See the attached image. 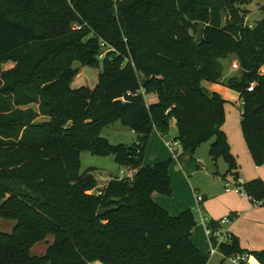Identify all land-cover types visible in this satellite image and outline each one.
<instances>
[{"label": "trees", "instance_id": "obj_1", "mask_svg": "<svg viewBox=\"0 0 264 264\" xmlns=\"http://www.w3.org/2000/svg\"><path fill=\"white\" fill-rule=\"evenodd\" d=\"M250 1L0 0V218L14 221L0 231V264H207L191 239L193 211L172 216L152 199L171 195V160L146 165L143 151L153 129L163 137L174 121L181 165L212 139L209 157L239 177L222 129L226 100L202 85L220 83V60L234 54L240 74L224 86L239 94L244 141L264 164V15L244 25L239 4ZM100 65L94 87L71 86L79 67ZM116 121L135 142L101 136ZM81 150L128 173L101 188L92 167L80 172ZM243 188L264 205L261 179ZM48 235L45 252L32 255ZM219 249L264 264V248L242 249L232 235Z\"/></svg>", "mask_w": 264, "mask_h": 264}, {"label": "rangeland", "instance_id": "obj_2", "mask_svg": "<svg viewBox=\"0 0 264 264\" xmlns=\"http://www.w3.org/2000/svg\"><path fill=\"white\" fill-rule=\"evenodd\" d=\"M232 2H234V0H232ZM239 8L243 14L244 25L249 27H252L255 24V22L261 19L264 15V3L259 0H252L248 3L239 4ZM224 19L225 18L223 17L222 20L224 21ZM220 64L223 68L220 83L214 84L203 81L202 85L209 93L213 91L215 92L219 91L222 95L228 97L227 98L228 101H226L224 104L225 119L222 125V129L225 130L227 134L229 133V137H231L230 138L231 141H234L236 135L237 136L239 135L242 138L243 143L246 145L240 129V112H239V107L241 105L240 100L238 99V95L236 92L224 86V84L228 81L229 78L239 76L240 74L239 61L237 57L234 54H232L225 59H221ZM233 64H237V67H233ZM74 65L78 66L77 63H74ZM10 66H12V63L7 62L2 65V68L5 69ZM259 70L260 72L264 73V65H262ZM100 71H101V65L99 67H88V66L79 67V71L77 75L73 78L71 82V86L74 88L82 85L94 87L97 83V77ZM145 99L148 104L151 103L152 101L154 102L155 94L148 93L145 95ZM32 106L36 108L35 105ZM44 119H45L44 117L40 116L38 117L37 120L41 121ZM175 133H176L175 127L172 128V126L170 125L168 135L173 137ZM101 136L107 138L111 144H119V143L131 144L135 142L134 141L135 139H133L132 134L130 133V129L124 126L119 121H116L113 124L104 127L101 131ZM211 141L212 139L203 142L201 145H199L196 148L193 154L194 164H197L198 166L197 167L198 170H195L196 173L194 174V173H190L189 171H186L189 175L188 178L191 181L190 184H192L194 188H197L198 193L202 195H203L202 190H204L205 188L213 187L214 186L213 182L217 181V177L222 176V174L225 172V169L227 168V165L223 159H218L215 165V163H213L212 159L209 157L208 151ZM234 143L236 144L235 141ZM236 145L238 146V144ZM245 148L246 151L244 149V153L239 152L240 155L236 156L237 169L239 171V175L243 176L245 179L249 177L247 178L246 181L256 178L263 179L262 177L255 178L253 176L255 173V169H254L255 163L251 158L247 146ZM90 167L94 169L92 173L96 177L98 181V185L101 188L104 186L106 181L109 180L110 176L119 175L121 169L115 163L114 158L112 156H100V155L91 154L88 150H81L79 157L80 172H83ZM260 168H261L260 171L264 176V164L260 165ZM127 173L128 172L126 171L124 175H126ZM195 216L200 222L198 215ZM13 225H14V221L0 218V231L10 232ZM52 240H53V236L48 235L44 240L37 242L31 247L30 249L31 254L42 255L45 252L47 246L52 242ZM208 261H209L208 264H236V262L233 261L232 257H226L224 259V256L219 252L209 255ZM92 264H102V263L99 261H93Z\"/></svg>", "mask_w": 264, "mask_h": 264}, {"label": "crops", "instance_id": "obj_3", "mask_svg": "<svg viewBox=\"0 0 264 264\" xmlns=\"http://www.w3.org/2000/svg\"><path fill=\"white\" fill-rule=\"evenodd\" d=\"M218 93L228 101L227 96L222 95L219 91ZM237 95L240 100L238 93ZM155 100L156 96L154 101ZM171 126L172 128L175 127L174 121L171 122ZM130 133L132 134L133 139H135L134 141H136L137 135L131 129ZM225 133L230 145V150L236 159V156L240 155L239 152L244 153V149L246 151V145L243 143L242 138L239 135H236L234 141L238 144L237 146L234 141H231L229 133L227 134L226 131ZM168 159L171 160L169 167L171 195L165 196L153 192L152 199L172 216L178 215L186 209L193 211L194 216L198 215L200 222L195 216L196 224L193 227L191 239L203 252L207 253L209 256L210 254L208 251L211 247L210 241L205 233V224L201 220L204 216H208L212 220L217 221L224 216L229 215L231 217L230 222L222 224L221 226L226 232L238 239L239 245L242 249L261 250L264 248V205L255 206L247 196L240 195L233 191H226V183L233 184L236 180L229 174L223 176L227 168L222 176H218L219 178L217 177V181L213 182V187L205 188L202 190L203 195L199 194L198 189L190 184L191 181L186 172L189 171L190 173L195 174V170H198L197 164H194V160L190 159L188 162L181 165L178 159L172 156L162 135H160L156 129H153L147 139L143 151V164L150 165ZM212 162L216 165V162ZM254 169L255 173L253 176L255 178L262 177L263 179L261 180L264 182V176L260 171V166L255 165ZM237 172L239 175L238 169ZM239 177L244 181L249 178L247 177L245 179L241 175H239ZM199 196L201 197V200L197 199ZM216 252H219L224 256L220 249ZM225 258L226 257L224 256V259ZM208 263L209 261L207 264ZM254 263L259 264L253 256H250V264Z\"/></svg>", "mask_w": 264, "mask_h": 264}, {"label": "built area", "instance_id": "obj_4", "mask_svg": "<svg viewBox=\"0 0 264 264\" xmlns=\"http://www.w3.org/2000/svg\"><path fill=\"white\" fill-rule=\"evenodd\" d=\"M102 45H104V43H102ZM233 67H237V64H233ZM252 88H253V84H251L249 86L248 90H252ZM241 103H242V101H241ZM163 138H164L165 143H166L167 147L169 148L172 156L174 158H177V154L179 153V150H180L179 141L174 139L172 136H169L168 134L164 135ZM124 174H125L124 170L123 169L120 170L119 176L121 177ZM243 183H244V180L242 178L238 177V178H236V180L233 184L226 183L225 190L226 191H233V192L238 193L240 195L247 196L250 199V201L253 203V205H255V206L262 205L261 200H259V201L254 200L246 194V192L243 188ZM97 193L101 194L100 191ZM197 199L201 200V197L199 196ZM201 220L205 224V233H206V236H207V238L211 244V247H210L208 252L210 255H212L219 249V245L222 242L227 243L230 241V234L228 232H226L222 228L221 225L230 222L231 217L229 215H227V216H224L223 218L217 220L216 221L217 226H212L210 224L212 222V219L208 216L202 217ZM230 257L233 258V261H235L236 264H250V256L249 255L235 254V255L230 256Z\"/></svg>", "mask_w": 264, "mask_h": 264}, {"label": "water", "instance_id": "obj_5", "mask_svg": "<svg viewBox=\"0 0 264 264\" xmlns=\"http://www.w3.org/2000/svg\"><path fill=\"white\" fill-rule=\"evenodd\" d=\"M202 27H203V23H199L198 30H197V33H196V39H199V37L201 35ZM113 209H114V207H106V208L98 209L96 211V216H101V215L105 214L106 212H109V211H111Z\"/></svg>", "mask_w": 264, "mask_h": 264}]
</instances>
